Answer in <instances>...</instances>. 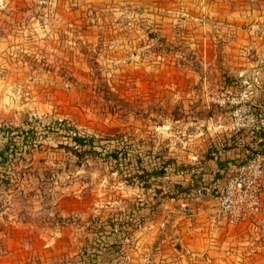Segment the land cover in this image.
I'll return each mask as SVG.
<instances>
[{
  "label": "rangeland",
  "instance_id": "rangeland-1",
  "mask_svg": "<svg viewBox=\"0 0 264 264\" xmlns=\"http://www.w3.org/2000/svg\"><path fill=\"white\" fill-rule=\"evenodd\" d=\"M196 4L9 0L19 14L0 32L10 42L0 68V264L120 263L111 255H123L128 212L157 204L177 166L189 171L244 142L228 131L222 103L237 80L203 91L186 41ZM27 10L38 14L35 30L22 26ZM74 135L92 138L97 154ZM28 177L27 206L13 209L6 190Z\"/></svg>",
  "mask_w": 264,
  "mask_h": 264
},
{
  "label": "crops",
  "instance_id": "crops-1",
  "mask_svg": "<svg viewBox=\"0 0 264 264\" xmlns=\"http://www.w3.org/2000/svg\"><path fill=\"white\" fill-rule=\"evenodd\" d=\"M188 1L198 2L194 8L191 6L195 10L188 13L190 24L185 38L200 64L203 91L207 81H238L242 75L257 73L264 81V0ZM8 2L0 0V32L4 31L6 18L19 14L5 9ZM26 12L29 19L22 26L35 30L38 14ZM52 16L51 11H44L39 18L51 20ZM50 25L41 26L48 32ZM9 43L0 36V68ZM259 91L261 96L256 93L255 100L264 104V84ZM240 145L243 144L237 139L219 152L211 151L201 165L197 161L189 166V171L173 172L177 184L186 185L190 179L197 178L213 189L203 194L197 203L200 210L194 214H183L178 207L179 200L169 197L163 198L156 209L138 210L142 215L140 220H144L143 227L137 229L134 225L132 233H122L123 255H111L113 259H122L116 264H264V194L260 215L237 224L227 222L216 208L217 192L231 168L243 157ZM23 179L6 190L13 198V209L19 203L27 206L29 201L27 190L33 186L29 177ZM17 213L13 210L3 218L16 219Z\"/></svg>",
  "mask_w": 264,
  "mask_h": 264
},
{
  "label": "built area",
  "instance_id": "built-area-1",
  "mask_svg": "<svg viewBox=\"0 0 264 264\" xmlns=\"http://www.w3.org/2000/svg\"><path fill=\"white\" fill-rule=\"evenodd\" d=\"M261 82L257 73L242 75L237 87H225L222 97L229 118L228 131L241 135L244 141L241 144L247 143L241 161L231 168L215 197L217 212L232 224L256 218L262 212L264 104L255 100ZM188 185L184 198L178 202L179 210L185 215L197 213L200 210L197 203L204 193L213 189L193 179L189 180ZM143 224L144 220H139L135 227L140 229Z\"/></svg>",
  "mask_w": 264,
  "mask_h": 264
},
{
  "label": "trees",
  "instance_id": "trees-1",
  "mask_svg": "<svg viewBox=\"0 0 264 264\" xmlns=\"http://www.w3.org/2000/svg\"><path fill=\"white\" fill-rule=\"evenodd\" d=\"M23 137H25V136H23ZM71 139L76 144L80 145L81 147L89 144L88 148L87 149L85 148V149L88 150L92 155H96L97 154V151L90 147L91 144H92V138L87 139V138H85L83 136H80V135H74V136L71 137ZM13 145H15V142H14V140H11V138H10V140L8 142V149L12 148ZM4 150L5 149L0 150V156H2L4 154ZM86 150H84V151H86ZM111 153H113V156H115V157L117 156L116 155V151H113ZM169 162H171V161H169ZM178 169H180L179 166L174 168L173 171L176 172V171H178ZM144 170H145L146 174L143 175V177H145V179H147L151 174H157L158 173L159 175H164V172H165V168H162V169L160 168L159 170H153L152 169L150 172H148L147 169H144ZM140 178H142V176H140ZM194 181L197 182V183H201V182H198L197 178L196 179L194 178ZM188 189H189V185L188 184L180 185V184L175 183L174 185L168 186L167 190H165L162 198L158 201V203L163 198H166V197L174 198L176 200H181V199L184 198V194L186 193V191H188ZM148 204L149 203H147V207H148L149 210L156 209L157 204L154 203L151 206L148 205ZM141 218H142V215L140 214L139 211L138 212H134V211L133 212H128V215L125 218V221H127V223H126L125 228L122 230V233L126 234V233L132 231L135 223L137 221H139Z\"/></svg>",
  "mask_w": 264,
  "mask_h": 264
}]
</instances>
